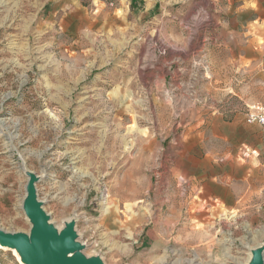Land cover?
<instances>
[{"label": "rangeland", "instance_id": "374dc122", "mask_svg": "<svg viewBox=\"0 0 264 264\" xmlns=\"http://www.w3.org/2000/svg\"><path fill=\"white\" fill-rule=\"evenodd\" d=\"M244 1L0 0V229L30 233L31 172L52 224L76 216L82 252L103 264H252L264 130L244 108L264 100V39L229 75L240 45L219 37ZM218 113L236 116L238 144L215 173L197 130ZM225 163L234 183H211ZM235 189L243 204L229 203ZM0 264L28 262L0 243Z\"/></svg>", "mask_w": 264, "mask_h": 264}, {"label": "crops", "instance_id": "0c3cea01", "mask_svg": "<svg viewBox=\"0 0 264 264\" xmlns=\"http://www.w3.org/2000/svg\"><path fill=\"white\" fill-rule=\"evenodd\" d=\"M258 1L259 0H245L240 7L234 9V15L232 18L226 21L224 20L223 22L221 21L219 37L220 39H223V43L228 44L229 42L236 40V44L240 45V51L238 52L239 55H236L234 49L231 48L230 51H228V54L225 55L226 64L223 66L229 75L234 73L235 62L238 58L242 61L250 59V51L256 47V45H254L256 44L258 38L256 36L259 35L262 39H264V18L262 17L261 10L258 9V7L252 6L253 3ZM259 2L262 3L263 1ZM230 10L231 9L223 11L227 13ZM256 12H258V15L254 14ZM253 28H259L260 32H257V34L256 32L254 33ZM227 85L230 84L225 82L223 84H218L217 86L221 88L223 86L226 87ZM230 117L231 115H229V118ZM235 117L236 116L234 115L233 119L225 120L224 115L219 113L211 114L210 120L207 124L208 126H204L197 130V133L200 135L199 144L201 146L202 161L204 164L210 165L211 170L213 169L214 172L216 168L213 164L217 163L218 156L221 157L223 155L224 157H230V155L236 153L237 151V122ZM244 125L246 127L250 125L245 121V108ZM248 130L249 129L243 131L240 146L249 143V135H247V133H249L247 132ZM220 167L222 168L220 170V180L218 179V176H214V174H211L210 177L208 176V180L211 181V183H213L212 180H215V183H234L233 179L236 178L237 173L234 166L232 164L225 163ZM244 197L245 196H242L241 200H236L237 189H235V191H230L228 194L229 203L231 205L243 204L245 202ZM178 216H180L179 212H176V214L173 215V217Z\"/></svg>", "mask_w": 264, "mask_h": 264}, {"label": "water", "instance_id": "95a60500", "mask_svg": "<svg viewBox=\"0 0 264 264\" xmlns=\"http://www.w3.org/2000/svg\"><path fill=\"white\" fill-rule=\"evenodd\" d=\"M27 194L23 206L33 225L30 233L9 232L0 229V243L4 247L17 249L19 255L28 264H103L99 256L87 257L82 250L85 245L77 240L75 230L76 220L67 224L61 231L50 222V216L44 210L42 200L38 198L35 181L39 176L29 172ZM262 245L252 249L254 261L252 264H264L261 256ZM264 251V250H263ZM73 253L72 257L69 254Z\"/></svg>", "mask_w": 264, "mask_h": 264}, {"label": "built area", "instance_id": "2783aa9c", "mask_svg": "<svg viewBox=\"0 0 264 264\" xmlns=\"http://www.w3.org/2000/svg\"><path fill=\"white\" fill-rule=\"evenodd\" d=\"M245 121L248 124H258L264 128V101L254 100L246 103Z\"/></svg>", "mask_w": 264, "mask_h": 264}, {"label": "bare ground", "instance_id": "6f19581e", "mask_svg": "<svg viewBox=\"0 0 264 264\" xmlns=\"http://www.w3.org/2000/svg\"><path fill=\"white\" fill-rule=\"evenodd\" d=\"M42 177V175L41 176H39L38 178H41ZM120 185V183H114L113 184V186H116L117 188H115L116 190H118V186ZM111 191V190H110ZM138 190L136 189V190H134V192H137ZM22 201H24V200H22ZM111 201H113L109 196H107V198H106V200L104 201V203H108V204H110L111 203ZM115 202V201H114ZM239 202V201H238ZM113 206H114V204H112ZM113 209V208H112ZM238 211V210H237ZM237 211L235 212V214L234 215H236L237 214ZM106 214L108 213V217H110L111 215H112V211H110V212H108V211H106L105 212ZM108 219H110V218H108ZM75 220L77 221V217L76 216H74L73 218H70V219H68V222H67V224H70V223H73V222H75ZM50 222H51V220H50ZM255 234H259V231L258 230H256L255 231ZM1 242V241H0ZM81 243V245H85L86 243L85 242H83V241H81L80 242ZM260 245H262V244H258L257 246H253V245H251V246H249V248L252 250V249H255V248H259L260 247ZM5 248H7V246H5ZM225 252H229V248L226 246L225 247ZM261 253V256H263V259H264V251H261L260 252ZM74 254L73 253H70L69 254V257H72Z\"/></svg>", "mask_w": 264, "mask_h": 264}]
</instances>
